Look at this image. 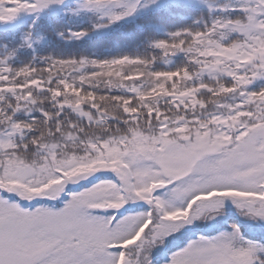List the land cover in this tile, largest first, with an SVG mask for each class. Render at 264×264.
<instances>
[{"label":"snow or ice","instance_id":"1","mask_svg":"<svg viewBox=\"0 0 264 264\" xmlns=\"http://www.w3.org/2000/svg\"><path fill=\"white\" fill-rule=\"evenodd\" d=\"M45 12L53 31L89 13L107 22L95 30L163 38L147 59L0 58V264H264V0H0V35L29 16L20 47L34 52ZM125 58L97 99L85 73Z\"/></svg>","mask_w":264,"mask_h":264},{"label":"trees","instance_id":"2","mask_svg":"<svg viewBox=\"0 0 264 264\" xmlns=\"http://www.w3.org/2000/svg\"><path fill=\"white\" fill-rule=\"evenodd\" d=\"M244 0H208L209 4H233V3H243ZM249 2L254 6L255 0H249ZM51 13H44L41 17V27L31 33V40L33 42V49H28L25 47H20L21 45V34L26 30L24 25L31 22V18L26 19L21 24L15 27V31L8 32L6 35H0V58H4L8 56L9 53H14L13 58L9 60V64L12 66H19L21 63L25 61L31 60L33 55H35L36 59L39 60L41 57L48 55L55 56H64L71 58H79V57H89V58H99L103 63L104 58L107 56H114L120 53L129 52L132 54H139L140 57L147 59L148 57L153 56V49L148 47L147 40L148 39H162L163 33L155 34H143L139 33L135 29V25L132 23H126L123 26L115 27L112 30L102 31L95 30L91 25L107 23L106 21H101L96 18L95 15L89 13H82V15H86L85 18H81L80 21H75L72 16H64L63 19H59L58 22L54 24L55 31H62L65 28V23L71 24L74 29L83 28L87 31L88 35L85 36L81 40H60L57 38L55 31L52 28L48 27V16ZM223 13H218V15H222ZM236 14V13H232ZM194 15L198 16L201 20V23H204L208 19L207 7H204L203 11L197 12ZM77 18V17H76ZM178 24H186L191 23L188 21H176ZM132 32L134 35H127V33ZM43 37L42 40H37V37ZM173 44L176 41H172ZM156 57L161 60L160 67L163 68V61L167 59L166 57H161L160 53H155ZM150 63V61H148ZM134 61L127 60L126 58L115 63V64H105L104 67L100 69L99 72H94L89 70V73H85L86 75L90 74L93 79L90 81L92 84L97 83V79H100V86L97 91L96 97L99 99V93L101 91H106L104 81L108 78H112L116 80L117 78L122 76V72L125 68L130 67ZM181 63L179 59L175 60L170 67H175L176 64ZM71 67H79V65H72ZM79 75V74H77ZM123 79H127V77H123ZM165 79L171 80V76L165 77ZM257 84H264V80L257 81ZM10 87H15V85H10ZM64 91H68L67 88ZM80 95L79 89H73ZM81 100L85 99V96H80ZM207 98V97H206ZM39 100L47 101V97H37ZM211 99V98H209ZM11 101L7 98L3 100V104L7 106ZM106 106L110 113L115 112V106L111 105V98L106 102ZM23 115V113H21ZM121 131H123L121 129ZM101 133V127L98 126L94 129H89V134H98ZM235 218V214L232 213L228 220H232Z\"/></svg>","mask_w":264,"mask_h":264},{"label":"rangeland","instance_id":"3","mask_svg":"<svg viewBox=\"0 0 264 264\" xmlns=\"http://www.w3.org/2000/svg\"><path fill=\"white\" fill-rule=\"evenodd\" d=\"M15 2L18 4L19 0H15ZM9 11H11V10H9ZM45 13H48V12H45ZM225 15H228V13H223L221 16H225ZM70 16H72L75 21H80V19L81 18H85L86 15H82L81 14L79 16H76V15H70ZM29 18H31V17L26 16V15H22L18 20L14 21L12 25H9L8 28L9 29H15V27L17 25L21 24L22 22H24L26 19H29ZM101 24H104V23H101ZM118 26H120V25H114V26H110V27H107V28L101 27V29H102V31H107L109 28L114 29L115 27H118ZM112 29H109V30H112ZM9 32H12V31H9ZM232 102L234 103L235 101L233 100ZM232 213L235 214L234 208L231 207V206H227L226 210H225V215L223 217H218L217 218L218 222L223 223L225 220H228L229 216Z\"/></svg>","mask_w":264,"mask_h":264}]
</instances>
